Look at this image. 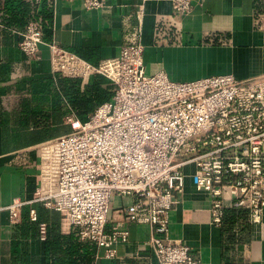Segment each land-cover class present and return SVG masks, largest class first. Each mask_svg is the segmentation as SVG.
Instances as JSON below:
<instances>
[{"label": "built area", "instance_id": "obj_1", "mask_svg": "<svg viewBox=\"0 0 264 264\" xmlns=\"http://www.w3.org/2000/svg\"><path fill=\"white\" fill-rule=\"evenodd\" d=\"M104 0H82L99 8ZM194 7L192 0H172L176 15ZM141 28H133L117 55L96 64L46 42L51 73L87 81L94 74L112 84L109 99L82 119L69 114L71 130L40 146L39 184L29 200L15 198L5 206L16 222L33 203L61 212L66 228L75 226L80 239L117 258L116 245L130 239L124 222L148 224V244L158 264H203L190 247L167 238L169 211L184 186V166L193 164L195 188L209 195L211 220L222 221L227 206L247 209L248 221L261 220L264 210V74L238 79L231 73L173 80L164 70L147 73ZM42 25L29 20L18 47L39 57ZM113 195L130 198L114 208ZM108 224H110L109 227ZM38 238L47 223L37 224Z\"/></svg>", "mask_w": 264, "mask_h": 264}, {"label": "crops", "instance_id": "obj_2", "mask_svg": "<svg viewBox=\"0 0 264 264\" xmlns=\"http://www.w3.org/2000/svg\"><path fill=\"white\" fill-rule=\"evenodd\" d=\"M104 1L102 7L89 9L82 0H0V264H46L28 206L16 222L10 221L5 206L15 198L33 197L39 184L40 146L69 132L65 117L88 115L105 101H93L84 111L72 102L75 94L98 78L102 85L110 83L98 74L85 82L51 73L46 42L55 40L96 64L117 55L125 35L140 27L147 73L164 70L173 80L264 74V0H192L193 9L178 15L172 0ZM29 20L43 29L38 58L18 47ZM183 170L184 186L169 211L167 238L186 243L203 264H264V210L260 221L249 222L246 208L227 206L239 210L237 218L228 223L223 210L221 223L215 224L209 195L192 183L194 165ZM129 200L113 195L111 206ZM31 206L51 226L70 230L63 226L61 212L39 202ZM124 226L130 239L116 245L118 257H105L104 248L95 244L91 264H158L147 243L150 226L134 221Z\"/></svg>", "mask_w": 264, "mask_h": 264}, {"label": "trees", "instance_id": "obj_3", "mask_svg": "<svg viewBox=\"0 0 264 264\" xmlns=\"http://www.w3.org/2000/svg\"><path fill=\"white\" fill-rule=\"evenodd\" d=\"M102 79L90 83L87 90L82 94H75L72 102L77 104L83 110H88L93 105V101H103L110 98L111 83L102 85ZM67 81H65L66 83ZM79 117L84 119L86 114H79ZM224 220L232 224L237 218V208H225ZM38 224L42 220L37 214V219L33 220ZM47 223V236L41 240L45 249L46 264H91L93 262L96 245L93 241L79 239L77 228L69 226L68 232L61 231L56 223L51 226ZM51 226V227H50Z\"/></svg>", "mask_w": 264, "mask_h": 264}, {"label": "rangeland", "instance_id": "obj_4", "mask_svg": "<svg viewBox=\"0 0 264 264\" xmlns=\"http://www.w3.org/2000/svg\"><path fill=\"white\" fill-rule=\"evenodd\" d=\"M70 130H71V127H70ZM70 130H69V131H70ZM61 131H62V129L60 130V132H61Z\"/></svg>", "mask_w": 264, "mask_h": 264}]
</instances>
